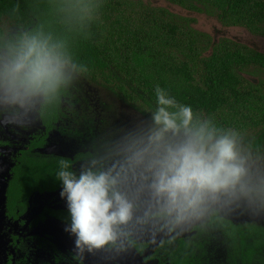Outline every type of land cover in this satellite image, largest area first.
<instances>
[{
  "label": "trees",
  "instance_id": "trees-1",
  "mask_svg": "<svg viewBox=\"0 0 264 264\" xmlns=\"http://www.w3.org/2000/svg\"><path fill=\"white\" fill-rule=\"evenodd\" d=\"M166 1L264 37V0ZM5 19L20 27L18 36L41 31L66 45L77 68L68 80L73 89L85 90L87 78L150 115L155 89L163 88L178 103L238 131L243 145L264 157V52L253 45L216 40L193 26L196 18L143 0H0ZM240 207L262 212L246 203ZM230 219L227 233L246 246L240 249L247 251L245 264H264V218Z\"/></svg>",
  "mask_w": 264,
  "mask_h": 264
},
{
  "label": "clouds",
  "instance_id": "clouds-1",
  "mask_svg": "<svg viewBox=\"0 0 264 264\" xmlns=\"http://www.w3.org/2000/svg\"><path fill=\"white\" fill-rule=\"evenodd\" d=\"M66 45L41 31L9 40L0 51V123L24 125L41 100L53 98L76 71ZM156 107L134 137L127 168L138 170L148 207L122 190L125 168H104L95 160L58 161L70 223L80 257L97 250H126L136 243L128 230L157 225L168 232L209 214L247 204L264 210V174L254 171L238 131L180 104L157 87ZM80 160V158H78Z\"/></svg>",
  "mask_w": 264,
  "mask_h": 264
},
{
  "label": "flooded vegetation",
  "instance_id": "flooded-vegetation-1",
  "mask_svg": "<svg viewBox=\"0 0 264 264\" xmlns=\"http://www.w3.org/2000/svg\"><path fill=\"white\" fill-rule=\"evenodd\" d=\"M1 30L0 51L21 29L5 19L0 20ZM63 88L39 101L23 126L0 123V264H245L247 251L240 249L246 246L238 235L227 233L232 220L223 216L225 210L172 232L133 223L128 230L136 243L126 250L106 247L77 255L75 238L65 231L70 216L53 169L60 159H71L77 168L88 160L104 168H125L122 190L137 201L138 214L149 201L140 191L142 180L127 168L132 143L113 139L103 129V107L92 105L85 90L73 89L70 81Z\"/></svg>",
  "mask_w": 264,
  "mask_h": 264
},
{
  "label": "water",
  "instance_id": "water-1",
  "mask_svg": "<svg viewBox=\"0 0 264 264\" xmlns=\"http://www.w3.org/2000/svg\"><path fill=\"white\" fill-rule=\"evenodd\" d=\"M83 79L85 91L90 98H93L92 105L103 107L105 113L103 129L107 131L113 139L120 138L121 140L132 143L136 134L147 126L150 117L143 114L139 109H136L135 106L126 103L117 94L108 90V88L93 82L89 83L87 78ZM82 95H84V93ZM133 175L141 180L138 170H135ZM225 211L230 214V218H243L248 216L258 218L261 214L247 212L240 206H233L231 209Z\"/></svg>",
  "mask_w": 264,
  "mask_h": 264
},
{
  "label": "rangeland",
  "instance_id": "rangeland-1",
  "mask_svg": "<svg viewBox=\"0 0 264 264\" xmlns=\"http://www.w3.org/2000/svg\"><path fill=\"white\" fill-rule=\"evenodd\" d=\"M143 1L153 6H159V7L170 9L173 13L178 14V15L196 18V21L193 24V26L202 32L210 33L216 40H219L221 37L236 38L237 40L251 44L257 49H259L260 51L264 52V37L249 34V32L243 28L226 27L220 24L215 17H210L203 13L184 9L181 6L174 5L166 0H143ZM6 26L8 29H10L12 27V23L8 22ZM136 109L138 108L136 107ZM143 114H145L146 116H149L146 113H143ZM244 147L247 153L251 157L253 170L254 171L259 170L263 174L264 173V157H260L256 155L255 150L252 149V147L250 146L249 147L244 146ZM261 152H264V150H262ZM260 213H261L260 218L261 219L264 218V211L262 210V212Z\"/></svg>",
  "mask_w": 264,
  "mask_h": 264
}]
</instances>
